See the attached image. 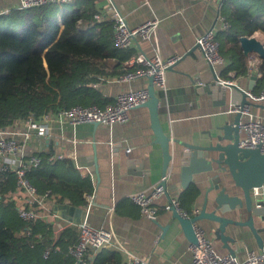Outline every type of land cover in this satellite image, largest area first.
<instances>
[{
    "label": "crops",
    "instance_id": "0c3cea01",
    "mask_svg": "<svg viewBox=\"0 0 264 264\" xmlns=\"http://www.w3.org/2000/svg\"><path fill=\"white\" fill-rule=\"evenodd\" d=\"M88 1L93 3L95 13L103 15L112 9L118 10L125 16L129 26L140 24L151 14L145 0ZM226 1L153 0L160 14H171L163 22L160 41L158 42L156 34H152L146 40L136 39L135 43L128 47L135 54L142 52L149 56L156 52L158 45L164 54L181 55V58L170 67L167 90L155 88V92L159 98L158 116L163 130L168 133L170 118H177L181 137L187 142L207 144L211 141L216 126L233 117L235 112L228 111L231 101L242 99V92L229 85L223 86L219 83L218 89L213 91L210 83L214 81V73L222 78L220 70L223 66L211 68L202 57L199 48H194L198 33L212 25L219 26L216 16L222 14L221 7ZM17 6L18 0H0V13ZM253 10L264 14V7ZM61 12L60 10L57 13L58 22L61 21ZM252 34L264 45V32L261 29L254 30ZM247 57L246 74L234 75L235 72L231 70L228 71L227 78L234 81L240 89L250 88L258 92L257 77L260 76L258 66L263 60L254 51L249 52ZM251 75H255L252 83ZM198 80L201 82L198 83ZM148 83L147 77H137L127 82L107 78L105 82L97 83L96 86L101 87L113 102L118 92L132 87H147ZM250 110L264 120V100L253 102ZM240 134L242 136L243 132ZM180 150L184 151L185 147H181ZM35 151H62L65 156L74 161L78 160L89 170L88 173L86 169L80 170L75 167L81 177L88 173L93 183V190L90 193L93 198L87 219L92 225L110 227L115 233L114 243L110 247L87 250L86 257L90 262L96 254L101 256L112 250L121 255L120 264H124L125 257L118 244L152 264L190 262L188 239L178 221L172 217V211L161 206L167 201L168 195L178 194L189 209L190 215L197 214L204 201L208 173L198 175L194 173L190 178L187 172L184 182L181 183L180 170H177L179 168L171 166L170 162L168 169L171 170V175L166 179L167 191L155 200L156 205L161 208L154 219L142 215L138 205L128 197L130 192L146 188L162 176L161 146L155 141L147 106L134 107L127 121L115 122L110 126L83 122L72 128L68 124L52 120L48 138L34 133L24 144V152ZM223 180L233 184L228 171H223ZM230 191L239 190L233 187ZM211 194L210 191L209 198ZM213 206V202L208 200L206 209L211 210ZM219 213L241 222L245 219L244 211L239 208ZM70 217L74 218L75 215L71 213ZM50 218L56 227V234L69 224L77 228V223H72L66 215L57 214ZM194 224L204 230L206 237L219 253H232L243 258L250 249H264L263 221L257 219L254 221L256 228H262L257 233L261 240L260 244L251 228L244 223L228 222L223 233L230 236V239L225 240L219 236L217 221L201 218Z\"/></svg>",
    "mask_w": 264,
    "mask_h": 264
},
{
    "label": "trees",
    "instance_id": "16d2710c",
    "mask_svg": "<svg viewBox=\"0 0 264 264\" xmlns=\"http://www.w3.org/2000/svg\"><path fill=\"white\" fill-rule=\"evenodd\" d=\"M259 7H264V0H227L222 5L221 13L229 23L216 35L219 51L227 60L220 70L222 78L231 70L234 75L246 74L248 57L238 37L251 35L256 29L264 32V14L253 10ZM95 11L91 1L72 0L0 13L1 129L12 128L14 122L29 115L38 117L75 104L103 106L111 102L96 84L126 71L124 61L136 54L131 48L114 45L109 20L79 27L80 22L92 20ZM258 70L260 90L264 86V60ZM38 153L42 161L27 172L37 191L48 189L58 202L85 206V195L93 190L90 176L81 177L70 157L49 163L45 152ZM0 178V264H76L68 253L78 235L76 226L69 224L56 234L51 218L22 220L10 200L17 191L14 173L1 170ZM26 228L29 233H25ZM56 244L60 251L54 250ZM47 247L50 251L44 257ZM120 263L121 255L109 250L96 254L90 264Z\"/></svg>",
    "mask_w": 264,
    "mask_h": 264
},
{
    "label": "built area",
    "instance_id": "2783aa9c",
    "mask_svg": "<svg viewBox=\"0 0 264 264\" xmlns=\"http://www.w3.org/2000/svg\"><path fill=\"white\" fill-rule=\"evenodd\" d=\"M72 0H18L19 8H28L34 6L47 5L50 3H62ZM150 8V16L145 21L136 26H129L125 16L118 10L112 9L109 13H94L93 19L89 22H80L81 29L88 25L102 20H109L112 26L113 42L118 48H128L132 46L136 39L146 40L152 34H156L160 41L163 33V22L170 16V13L160 14L158 7L156 9L153 0H145ZM216 19L219 26L212 25L195 37V44L199 48L202 57L211 67L224 66L227 60L219 51V41L216 38L217 32L221 28L229 26L228 21L222 14H217ZM157 50L153 55H145L142 52L129 57L124 61L128 69L116 76L108 78L109 80L127 82L137 77H152V83L155 88L167 90V77L170 67L177 62L181 55L178 53L164 54L163 49L157 45ZM201 81L198 80V83ZM217 82L223 86L235 84L228 78H219ZM244 91L246 99L250 103L241 104L239 101H231L228 107L229 112H240L239 130L242 136L238 141L239 146L255 148L258 147L264 154V120L251 112V104L264 100V86L258 91L253 92L250 89H241ZM149 98L147 87L128 88L118 92L113 102H108L103 106L97 104L81 105L75 104L69 107L60 108L55 111H48L38 117L32 115L27 116L19 121L14 122L12 128H0V171H12L15 175L17 191L13 192L10 200L14 202L17 215L24 221L33 222L39 218L48 219L50 216L57 215L53 211L54 203H62L49 194V190L38 192L27 177V172L37 167L42 161V156L38 152H24V144L30 139L32 134L40 135L48 138L50 132V123L52 120L68 124L74 128L77 124L83 122H97L108 126L115 122H125L131 117V111L134 107L143 104ZM177 118H170L169 135L171 138L170 149L177 151L183 147L180 128ZM19 134V135H18ZM20 136V137H19ZM129 150V148H126ZM181 151V150H180ZM46 161L53 163L63 159L65 153L62 151L45 152ZM75 167L80 170H89L78 160H73ZM172 166V163H171ZM88 173L85 174L89 175ZM171 175V170L161 176V178L150 186L130 192L128 197L135 202L140 213L147 218L154 219L158 210L174 209L180 216L189 217L190 211L182 202L178 194L168 195L167 201L158 206L155 200L164 194L167 189L161 183ZM90 176V175H89ZM1 181V178H0ZM252 192L257 194L260 192L259 187H253ZM178 195V196H177ZM87 204L82 206L85 209V215L77 223L78 235L75 242L69 246L68 253L73 257L76 264H90V260L86 257L88 249L98 250L110 247L114 243L115 233L112 228L100 227L92 225L87 219V213L93 198L92 194H87ZM2 197L0 195V203ZM40 208V209H39ZM195 233V242L189 241L187 248L191 254V260L188 264H264V249H250L245 253L243 258L232 253H219L212 245L211 241L206 237L204 230L197 224H193ZM29 229H25V233H29ZM118 248L124 254V264H152L149 260L142 258L118 244ZM54 250L60 251L59 245L54 246ZM50 248L43 250V256L47 257Z\"/></svg>",
    "mask_w": 264,
    "mask_h": 264
},
{
    "label": "water",
    "instance_id": "95a60500",
    "mask_svg": "<svg viewBox=\"0 0 264 264\" xmlns=\"http://www.w3.org/2000/svg\"><path fill=\"white\" fill-rule=\"evenodd\" d=\"M239 45L245 55L249 52H256L257 55L264 60V45L253 34L240 35L238 37ZM197 47L195 44L194 48ZM149 83L147 86L149 98L141 105L147 106L150 114V123L155 135V141L161 146L162 151V176L167 172L170 162L172 166H177L180 170L181 183L184 182L187 172L190 178L194 173H208V186L206 188L204 201L201 209L195 215L189 217L180 216L174 209L172 217L178 221L179 226L183 230L188 242H195V233L193 224L201 218H209L218 222L217 229L219 236L225 240L230 236L224 234L225 225L229 223L247 224L256 235L261 243L257 233L262 229L254 226L255 219L263 221L264 228V154L260 152L258 147L248 148L241 147L238 144L240 139L239 120L240 112H235L233 117L224 123L216 126L215 132L212 133L213 139L207 144H197L193 142L182 141L185 147L184 151H171V138L169 133L163 130L158 116L159 98L155 92L152 83V77L147 76ZM255 75L250 76V83L253 82ZM218 76L214 73V81L210 83V87L218 89ZM94 85L93 83H91ZM229 87L239 89L242 92L241 104L250 103L244 94V91L235 84ZM250 89V88H248ZM97 124V122H93ZM223 171L229 172L232 183H226L223 180ZM161 183L166 187V180ZM259 187L260 192L254 194L253 187ZM238 188V192L230 191V188ZM212 192L211 198L208 197ZM208 200L214 204L211 210H207ZM236 208L242 209L245 214L243 222L233 218L224 216L219 212L234 211ZM52 209L59 215H66L67 219L76 224L85 215V209L82 206L70 203H54ZM75 215L74 218L70 214Z\"/></svg>",
    "mask_w": 264,
    "mask_h": 264
}]
</instances>
